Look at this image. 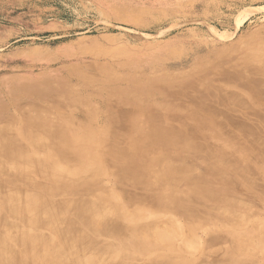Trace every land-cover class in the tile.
<instances>
[{
  "label": "rangeland",
  "instance_id": "1",
  "mask_svg": "<svg viewBox=\"0 0 264 264\" xmlns=\"http://www.w3.org/2000/svg\"><path fill=\"white\" fill-rule=\"evenodd\" d=\"M65 130L102 140L184 132L205 149L169 157L184 166L180 175L140 185L119 182L102 159L91 171L71 168L76 190L102 171L110 212L131 224L122 247L100 235L105 259L90 237L66 248L60 264H250L253 255L260 264L264 0H0V180L20 189L0 188V206L27 195L49 200L43 181H23L18 167L43 158ZM23 148L29 160L17 161Z\"/></svg>",
  "mask_w": 264,
  "mask_h": 264
},
{
  "label": "bare ground",
  "instance_id": "2",
  "mask_svg": "<svg viewBox=\"0 0 264 264\" xmlns=\"http://www.w3.org/2000/svg\"><path fill=\"white\" fill-rule=\"evenodd\" d=\"M66 132L61 135L63 142L56 141L58 138L53 139L52 150L43 158L29 155L33 158V164L18 167L21 174L28 175L23 181L27 182L28 179L30 182L43 181L39 186L41 196L47 194L49 200L42 205L38 196L27 195L1 204L0 261L10 256L15 258L19 250L22 257L17 262L14 261V264H60L70 258L66 257V248L73 246L77 239H84L83 243L88 244L90 237L99 242L96 248L98 258L105 259L107 252L104 247L107 248V241L100 235H106L122 247L125 244L123 230L127 224H131L128 223L131 218L122 216L118 219L110 212L111 204L106 198V191L103 190L101 181H98L104 177L102 171L77 180L76 190L72 188V183L78 176L71 168L80 164V170L91 171L97 168L98 161L102 159L110 164L111 170L118 175L119 182L126 180L131 185H140L142 180L146 181L147 176L154 178V181H165L169 179V174L180 175L184 171V166H176L169 157L183 160L184 153H187L192 159L205 149L196 143L193 144L200 139L184 132L181 134L183 136L156 132L145 138L143 135L136 138L127 136L123 140L118 136L102 140L98 134L74 136ZM25 150L27 149L23 148L21 150L23 153H18L17 161L24 158L29 160L28 156L23 157ZM0 169L5 168L0 165ZM68 177L71 182L64 185L65 182L62 180ZM94 177L98 179H90ZM16 185L17 182L12 179L9 181V178L0 180V188L3 189L19 192L20 189H13ZM46 206L49 207L46 209ZM30 222L35 224L33 231L23 233L22 228ZM52 232H57V235ZM57 240L60 242L56 243ZM108 247L113 248L110 241ZM251 258L250 264H259L256 256L253 255ZM108 259L112 261L110 257ZM84 260L83 264H102L95 259ZM231 262L245 264V258L235 260L231 258ZM261 263L264 264V259Z\"/></svg>",
  "mask_w": 264,
  "mask_h": 264
}]
</instances>
